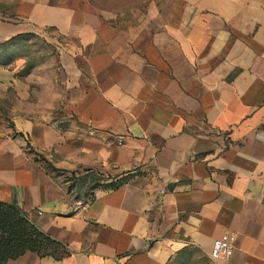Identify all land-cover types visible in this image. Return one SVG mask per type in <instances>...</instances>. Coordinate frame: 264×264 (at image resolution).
<instances>
[{
	"label": "crops",
	"instance_id": "0c3cea01",
	"mask_svg": "<svg viewBox=\"0 0 264 264\" xmlns=\"http://www.w3.org/2000/svg\"><path fill=\"white\" fill-rule=\"evenodd\" d=\"M0 202L9 264H264V0H0Z\"/></svg>",
	"mask_w": 264,
	"mask_h": 264
},
{
	"label": "trees",
	"instance_id": "16d2710c",
	"mask_svg": "<svg viewBox=\"0 0 264 264\" xmlns=\"http://www.w3.org/2000/svg\"><path fill=\"white\" fill-rule=\"evenodd\" d=\"M126 179V177L118 179L109 185L119 186ZM59 247L60 242L33 223L24 209L14 204L0 202V264H9L10 259L27 251L57 256V252H61Z\"/></svg>",
	"mask_w": 264,
	"mask_h": 264
},
{
	"label": "built area",
	"instance_id": "2783aa9c",
	"mask_svg": "<svg viewBox=\"0 0 264 264\" xmlns=\"http://www.w3.org/2000/svg\"><path fill=\"white\" fill-rule=\"evenodd\" d=\"M117 143H122L123 139L118 138ZM233 235L224 234L220 238H217L210 251V257L214 260H221L225 263H228L233 255Z\"/></svg>",
	"mask_w": 264,
	"mask_h": 264
},
{
	"label": "rangeland",
	"instance_id": "374dc122",
	"mask_svg": "<svg viewBox=\"0 0 264 264\" xmlns=\"http://www.w3.org/2000/svg\"><path fill=\"white\" fill-rule=\"evenodd\" d=\"M27 44L28 48H25V45L22 46V50L19 51L20 55H22L21 52L24 54L26 51H28L30 54H32L30 55L31 57L34 56V54H36L38 57H43L54 49V45L52 43L41 37L33 38L32 41Z\"/></svg>",
	"mask_w": 264,
	"mask_h": 264
}]
</instances>
